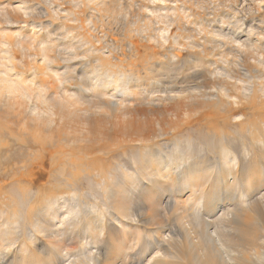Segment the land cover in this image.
I'll return each mask as SVG.
<instances>
[{
	"label": "rangeland",
	"instance_id": "374dc122",
	"mask_svg": "<svg viewBox=\"0 0 264 264\" xmlns=\"http://www.w3.org/2000/svg\"><path fill=\"white\" fill-rule=\"evenodd\" d=\"M159 1L160 0H151V2L150 0H0V7H3V5L6 7L4 13L0 12V27L6 28L3 31H0V35L12 33L14 31H20L22 32L23 36L25 33H27L26 35L28 36L30 35L33 26H36L34 30L40 31V39L38 41L43 42L32 43L29 41V43H0V69L6 70L7 66L10 67L12 71L10 72L11 76L8 75V77L15 81V85L19 83L25 90L28 89L30 95V98L24 97L22 94L23 91L21 89L14 90L13 92L4 91V94H0V127L1 129L3 128L2 130L0 129L2 132V135L0 133V140L1 138L3 139L1 142L3 146H1L2 144L0 145V165H2L0 166V207L10 208L11 206H17L18 204L20 208L22 207V210H25L27 206H29V203L37 204L43 197L54 195V197H56L55 204L57 208L61 209V211L62 208L64 210L67 205L72 204V206L75 205L74 210L78 213V215H80V212H87L90 215L98 214V217H102L100 219H104L105 217L104 222L106 221V223L110 225L109 226L105 223L109 227L108 232L111 231L113 239H116L118 244L120 243L118 245L119 247L123 245L126 247V260L128 261V258H130V263H128L129 261H126L125 264H143L142 259L147 254L145 252L142 253L144 250L146 251V248H143L144 250L142 249V251L140 245L142 246V244H144L145 247H154L153 249H155L154 243H156V238L158 237V230H156V232L153 231V229H156L155 226H157L158 222L161 221L162 224L165 223L166 225L163 224V226L166 227L165 230L172 231L171 233H176L177 229H180L181 227L183 228L181 220L184 219L183 216H185V213H183V215L180 214V212H174V210L171 209L170 204L167 205L170 208L167 206L165 207V204H167L170 199L171 200L169 203L173 201V197L177 196V188H182H180V184L174 183L173 185L171 182H169L170 180L164 181L166 180L162 179L164 176L160 177L162 180H159L158 178V183L163 181L162 185L159 184V186L155 185L152 187L150 185V187H148L149 185L145 183V181L148 180H145L146 178H141V181H143L146 186L138 179H136L137 183L131 184L133 185L132 187L131 185H128L130 186L129 191L127 189L128 197H131L132 199L136 197V199L142 201H137L139 204L136 203L135 206H137L133 208L134 215L136 216L135 219L138 218V220L135 222L136 224L134 223L137 227L134 226V228H140L138 229V231L141 230L139 231L138 235L140 236L138 238H142L141 240H138V242L140 241L139 246H137V243L135 248V245L133 246V244L130 242H132L133 239L131 238V233L137 235V229V233H134L135 231L133 229V223L132 225L127 226V228H125V226L124 229L126 230H124L121 226L119 227L123 220L121 217L117 216L119 214H117L109 206L107 192L105 191L104 193V191H102L104 190L102 186L96 182L100 178L98 166H104V168L112 167L111 170L115 169L114 171H119L120 165L121 167L123 165V168L125 167L129 172H135L133 163H131L132 156H137L146 146H151L154 151L162 148L163 150L160 151L168 152L171 149L170 141L174 139H181V141H183L182 144H184L182 146L184 147L183 150L186 155L196 157L197 161L203 160L206 157V159H209H207L206 165L208 164L216 168V166L220 164V161L215 158L216 155L214 153V147L216 140L213 132H219L221 136L220 138L224 140L227 145H229L230 149L238 157L239 169L237 174L242 177L247 175L244 178L247 181L250 177H252L251 175L254 176V173L259 176L261 175L262 179H258L260 181H256V183H260L262 181V184L260 183L262 186L261 192L264 194V146H262L260 143L252 145V141L250 140V137L247 135V133H241L240 131L245 128V125H249L250 128L256 129L259 132L264 131V0H174V3L173 0H171L172 3L168 0V2L165 4H163L164 2ZM175 3V8L177 9H174V11L176 14L178 13L180 19H177V23L175 24L172 22L174 27L170 26V29L167 32L164 29V26L166 25L164 24L166 23L165 19L163 18L161 20L160 17L156 15V17L154 15L153 17L150 12L147 11V9L151 8L149 10H152L154 9L152 8L154 6L158 7L159 10L165 5H168L171 9L172 6L174 7ZM169 7L166 10H168ZM164 10L162 9V11ZM170 14L176 15L172 12V9ZM151 16L153 18H151ZM157 17L158 19H156ZM7 18L12 21V25L8 26L6 21ZM181 23H183L184 27L181 25ZM144 24H149L150 27L147 28V26L145 27ZM141 26H143L144 29ZM187 26L190 28L189 30ZM137 28L142 30H139L138 32ZM146 28L148 33L150 29V33L146 35L153 34L156 38V36L159 35V32L160 35H162V31L163 34H168L170 36L169 41L164 43L165 48L159 47L158 44L154 42L153 36H143V33L147 32L145 31ZM183 28H187V30H184ZM218 29L223 30L226 38L225 40L229 41L234 37H236V39H238V37L241 38L239 40L248 38V40H250V45L244 48L242 51H237L236 48L231 47L230 44L220 45V43L214 41V43L202 42L207 34L210 36L212 34V30L215 31ZM226 32H228V35H226ZM191 37L196 38V44H194L195 39L192 40ZM88 38L89 40L87 41ZM145 38H147V41ZM149 38L153 39V41H148L150 40ZM137 40H140L141 42H138ZM136 41L137 43L149 42L146 46L142 47L139 54L137 55L133 54L134 52H130L132 47L128 46L129 43H135ZM87 43H93L95 46L100 48L104 47L103 49L105 50V43L111 44L113 46L110 50L113 52L119 51L121 48H128L127 51L129 54L128 57H126V60L132 59V61L136 62L137 67L139 64L145 63L142 65L143 67L139 65L142 67L138 71L139 75L137 77H132L129 80L127 84L128 92L124 91L130 95V99L127 101V103H129L127 110L130 111L132 117H134V119L132 117L129 118L132 121H135L138 128L137 130L126 128L125 122L127 118L113 115V113L111 117H104L102 114L96 113L95 115L93 114L80 119L77 117L66 118L62 115V113L58 112L56 116H52L54 121H56L54 124H51V119L48 117H35L34 119L28 118V115H30V107L33 105V103L37 102L39 105H42L44 96L47 99L54 95L59 96L65 90L76 95L74 99L77 101V105H79L78 108L82 110L87 108L90 104H96L100 102V99L96 97L94 91L91 89V81H89L83 75L84 69L81 71L82 68L79 64V62H85L89 59H94L92 57H95V53H92V49H90L89 44ZM181 44L193 46V48H189L187 51L185 49L181 51L183 60L182 73L180 72L179 74L178 70H174V72L165 68L162 61L165 59L163 56L165 51H169L170 47H173L172 51H178L177 49L182 47ZM5 51L6 53H4ZM108 52L109 51H106L105 53L107 54ZM90 55L93 56L91 57ZM43 57L49 58L51 60L52 65L50 64V67L52 69H56L58 75H55L52 72L36 75L35 68L38 71V69L45 68L46 66L45 59ZM140 60H143V62ZM93 61L95 60H92V62ZM208 64H211L212 67L216 65L219 67H226V69L228 66H230V71L229 73L222 72V74L211 76L202 71L203 67ZM67 66L70 67L67 68ZM193 70H195V74H192L191 71ZM51 74L53 76H50ZM30 80H32V82H30ZM41 81H44V84L40 85ZM79 82H81L80 86L77 85ZM251 86L257 87V91L262 92H260L261 96L259 95L260 97L255 100V103H251L252 101H250L249 98H244L240 95L242 94L241 92H243V90L244 92H249V89L252 90L253 88H251ZM164 88L175 89L181 92L182 98L172 101L158 100V98L164 94L162 91ZM50 90L55 92L51 93L49 96ZM110 92L111 90L109 93ZM124 92L118 93L123 95ZM151 94L154 96L155 100L152 102L146 101V96H151ZM203 94L206 97L203 98ZM210 95L214 98H210ZM218 96L221 100H223V103L219 102L217 99ZM235 97H239L238 100L236 99L238 104L231 103ZM226 98H228L230 102H228ZM210 99L211 101H209ZM103 100H106L105 102L110 103L111 105L114 101H117L115 98L113 99L111 97H105V99L103 98L102 101ZM211 102H215L217 105L214 108H211L209 107ZM112 109H115V106ZM17 112H19V114ZM87 122L91 123L92 125L88 124ZM25 123L28 124V128L25 126ZM97 123H101L100 131L93 127ZM5 127L9 128L8 132L5 130ZM24 127L25 130L22 129ZM26 128L28 132L26 131ZM37 128L40 132H38ZM22 130L26 131V133H20ZM9 131L13 132L15 138L10 136ZM36 134H38L39 138L41 137V143L42 140H47L48 136H53L54 138L51 140V144L53 145L49 144L51 147L48 145L49 140L46 142L47 146L46 143H39V145L35 143L31 144V142L35 140L34 136H36ZM242 135L245 138H242ZM16 137L19 139H16ZM20 138L23 139L24 143ZM7 140H9V142ZM187 140L190 141L189 147L185 144V141ZM5 142L6 144L8 142L7 145L10 148H7ZM29 144L30 146H28ZM54 145H58L61 147V149H63L65 153L61 152L62 154L71 156L69 157L70 159H76L75 161L86 167V172L89 171L86 173V176H76V178L73 179V183L68 185L65 184L64 178H66L68 175H71V173L75 171L76 165H73L69 161H64V163L59 162V156L55 158V155L52 156V154H49L48 151L50 148L53 150L55 149ZM6 154L9 155L6 157ZM43 154H46L47 157L45 155L43 157ZM67 156L65 157L68 159ZM41 158L43 159L42 164H33L34 162L41 160ZM90 158H92V160H89ZM255 162L258 165H255ZM23 163H25V165L30 168V170L35 172L29 173L30 175H27L25 171L26 169L21 165ZM96 163H98V166L94 168ZM100 163L101 165H99ZM254 165L257 166V168ZM18 166L19 168H16ZM36 170H39V172H36ZM92 172L94 173L93 175ZM232 172L230 175H228V177H226L229 181L233 180V177H236V172ZM208 175L204 173L202 176V179H205L206 176L207 179L209 177L208 181H204L205 186L203 187H206L205 190L210 186L213 187V185L216 187V184V188L219 187L217 190H222L221 192L219 191L220 193L215 192L216 195H213V197L217 196L213 199H219V204L221 205H215L218 202L211 199L213 200V203L216 202L213 204V206H219L218 208H220V206L222 207L224 205L223 209L226 207H232L234 210L235 207H233V204L236 205V209L238 208L237 205H239V208L244 206H240L242 199L241 195H237V192H240L238 188V191H236L234 188L235 192H233L235 195H233V193L231 194L233 187H227V189L220 184V180L223 178V176H221V173L217 168L212 172V174H210V176ZM259 176L257 178H259ZM210 177L213 179L211 178L212 180H210ZM254 177L256 178V176ZM255 178L252 177V180L249 179L251 180L249 183L251 184ZM254 182L255 181H253V183ZM218 183L220 185H218ZM182 186L183 185H181V187ZM22 188H29L30 190L28 196L29 199L27 200L28 203L26 200L23 201L21 197V191L19 190ZM141 188H145V190L148 191H145ZM142 190L145 193L147 192V194L148 192L149 194L150 192H154L150 201H152L154 198H157L156 201L154 199V202L158 201L163 205H160V207H164L162 211L165 215L158 210L160 209L161 211L162 207L159 208V206L154 204L157 206V213L159 212L158 217H155L157 214L155 212V206L152 205L154 202L152 201L153 203L151 204L149 201L151 205L145 203V201L148 202L149 200V198L147 199V196L150 197L152 194H148L146 196V194L142 192V195ZM134 191L139 197L134 194ZM229 191V196L233 195V197H235L237 195L238 197L240 196V198L235 197L232 200V196H230V200L232 202L229 201V199H227L229 196L227 197L228 194H226ZM77 192L78 195L76 194ZM37 193H39V195ZM104 194L106 196L105 200L103 199L105 197H103ZM68 195L69 197H67ZM141 195L143 197H141ZM169 195L171 198L166 201V198L169 197ZM218 196H224L225 198L220 197L222 199L221 200ZM223 199H227L228 201L226 200L224 202ZM106 200L108 201V204ZM140 203L143 204V206H141ZM245 203L247 204V202ZM60 204L65 205L63 206ZM107 206L111 208V210ZM150 206H152V208L154 207L153 211L151 210L152 208H150ZM217 207H214V210H216L215 208ZM167 208L173 213L171 211L168 213ZM219 211L216 210V216H218ZM162 214L165 217L162 216ZM160 215L164 217L166 221L163 220L164 218H162ZM179 215H181L182 218L179 217ZM114 216L116 217L113 218ZM148 216L150 218H154L155 223L159 219L160 221H158L156 224L152 223L153 220L149 219ZM109 217L113 218V220ZM114 219L118 221L115 222ZM119 219L121 222H119ZM148 219L149 221L151 220V224H155V226L153 225L154 228L151 224H148ZM177 220L180 221V225L179 223H177V225L175 224ZM100 221L103 222V220ZM137 221L140 223L139 225H137ZM217 221L220 222V220L216 219V222ZM218 222L216 224H219ZM116 224L119 225L116 226ZM19 225L20 226L16 228L14 227V232H16L15 234L17 235L16 237H19L16 240V245L12 248V251H22L23 248L20 246V243L23 245V237L26 238V236H31V238H33V243H30V246L32 247L29 246L28 249L24 251L25 256H23L24 258L22 261H28L26 264H28L30 260H33V255L35 253L39 254L41 259H44V256L46 258V256L48 257L50 254H53L54 251L56 252V250L52 249L49 244L47 245L43 242L44 239L47 241L50 240L51 237L49 238V236H47L49 238L47 239L46 236H44L45 238L40 237L39 234L34 236L30 232L29 228L27 229L26 226L24 228V226L21 224ZM142 225H146V227H148L146 228L144 226L145 228H143ZM130 227L134 232L130 230ZM120 228L124 232L126 231V234L123 233V231L121 232ZM182 228L181 232L184 231ZM142 229L149 234H144L145 231H142ZM140 232H142L143 236ZM145 235H147L148 238ZM181 235L183 236V233H181ZM117 236L120 237L121 240ZM143 237H146V240H144ZM73 239L75 238L71 237L70 241L68 238H66L67 241H65V239L63 240L65 243L63 244L65 249H63L62 245V249L60 247L59 251H63H58V254H62L60 257H58L60 258L61 262L56 257L58 256L56 252V255L54 254L51 256H55L56 258H54L58 260L56 261L53 258L54 263L52 264H67L73 255L74 258L77 254H80L84 250L81 247L82 242L74 240L73 242L75 243L73 244L71 242ZM148 240L149 243L150 240L153 243L151 242L149 245V243H147ZM127 242L128 244H126ZM144 242L147 243V245H145ZM75 244L78 246L75 248L77 250H71L72 247H75ZM130 246H133L135 250L132 247L134 250L132 251ZM16 247L19 248L17 249ZM148 247L147 249H149ZM32 248L33 250L35 249L34 251L36 252H33ZM51 249L53 251H51ZM153 249L151 248L146 252L150 253V251ZM93 250H96V248L94 249L93 247ZM261 250L264 253V244L262 245ZM39 251L41 253H39ZM46 251L48 252L46 253ZM26 252H29V254ZM65 252H67L68 255ZM43 253L45 254L43 255ZM140 253L144 254V256ZM69 254L71 255L69 256ZM41 255H43V257ZM12 257L13 256L10 255V257L6 258L7 261L5 260V262H8L10 259L12 260ZM61 257L63 258L61 259ZM136 258H138L140 261H138ZM122 260L123 262L125 261L123 257L118 261L122 262ZM10 262L12 263V261ZM119 262H117V264H121V262ZM249 262V264H264V258H262L260 262ZM31 263L34 264L33 262Z\"/></svg>",
	"mask_w": 264,
	"mask_h": 264
},
{
	"label": "bare ground",
	"instance_id": "6f19581e",
	"mask_svg": "<svg viewBox=\"0 0 264 264\" xmlns=\"http://www.w3.org/2000/svg\"><path fill=\"white\" fill-rule=\"evenodd\" d=\"M170 1L171 0H169V2ZM150 2H151V0H150ZM159 2H164L163 4H165L166 2H168V0L167 1L166 0H163V1L160 0ZM171 3H172V1H171ZM173 3H174V0H173ZM161 6H159V7H161ZM175 6H176V3L174 5V7L172 6V8H171L172 12L174 14H176L174 9H177V8H175ZM168 7H169L168 5L167 6L165 5L164 7L162 6L161 8L163 10L165 9L164 11H162V9H159V10H161V11H159L158 7H154V6L152 7V8H154L152 10H149L151 8L147 9V11L150 12V14L152 16L156 15V16H159L161 20L163 18L165 19L166 23H164V22L163 23L166 24L164 26L165 27L164 29L167 32L170 29L169 27L173 26V24L177 23L176 22L177 19H180V17L178 16V13L176 15H171L170 14V11H171L170 7L168 10H166ZM5 8L6 7H4V5H3V7H0V12L4 13ZM153 10H155V11H153ZM152 16H151V18L154 17V16L153 17ZM156 19H158V17ZM6 21L8 23V26L12 25V21L9 18H7ZM172 22H173V24H172ZM148 23H150V22H148ZM144 25H145V27L147 26V28L150 27L149 24H147V25L144 24ZM181 25L183 26V23H181ZM184 25L186 26L185 23H184ZM177 26L179 27L178 24H177ZM141 27L144 29L143 26H141ZM35 28H36V26H33V29L31 30V33L28 36L26 35L27 33H25L23 36L22 32H20V31L19 32L14 31V32L8 33V34H1L0 35V43H29V41L32 43L33 42L34 43H43V42L38 41L40 39L39 38L40 37V31L34 30ZM66 28H68V27H66ZM138 28H140V27H138ZM147 28L145 29V31H147ZM187 28H188V26H187ZM187 28H183V29L187 30ZM4 29H6V28L0 27V31H3ZM160 29H161V27H160ZM162 29H163V27H162ZM189 29L190 28H188V30ZM191 29H192V27H191ZM139 30L141 31L142 29H138L137 31L139 32ZM232 31H234V30H232ZM149 33H150V29H149ZM149 33L147 31L146 33L145 32L143 33L144 35L143 34H141V35L145 36L146 34H149ZM227 33L228 32H226V35H228ZM136 34H138V33H136ZM154 34H156V33H154ZM161 34L162 35H160V32H159V35H157L156 38L154 37L153 34L152 35H146V37L147 36L148 37L153 36L154 42H156L159 47L165 48L164 43L166 41L167 42L169 41L170 36L168 34H163L162 31H161ZM178 36H180V35H178ZM193 37H191V38H192V40L195 39L194 44H196V42H197L196 38H193ZM140 38H141V36H140ZM150 38H152V37H150ZM171 38H173V37H171ZM204 38L205 39L202 40L203 43H209V42L212 43L214 41V42L220 43V45L221 44H223V45L224 44H226V45L230 44V46L233 48H236L237 51H242L244 48H246L247 46L250 45V40H248V38H246L244 40H239L241 38L238 37V39H236V37H234L233 39H230L229 41L225 40L226 38H225L224 32H223V30H220V29L215 30V31L212 30V34L210 36L207 34V36ZM146 39L147 38H145V40ZM153 39H150L148 41H151V40L153 41ZM175 39H178V38H175ZM88 40H89V38L87 39V41ZM137 41L135 43L134 42L129 43V45H128L129 47H132V50H130V52H132V53L134 52L133 54H136V55L139 54V52L143 46H146L147 43H149V42H146L147 40L143 41L146 43H137ZM154 42H152V43H154ZM199 42H201V41H199ZM87 44H89L90 49H92V53L93 52L95 53V54L93 53L95 57H92L93 55H90L94 59H89V60L85 61L86 64H85V62H79V64L81 65V68H82L81 71L84 69L83 75L89 81H91V89L94 91V94L96 95V97H98L100 99V102H98L96 104H90L87 108L82 110V109L78 108L79 105H77V101H75V99H74V97L76 95L73 94L72 92L65 90L59 96L54 95L48 99L45 98V96H44L43 101H42V105H39L37 102L33 103V105L30 107V115H28V118L34 119L35 117H38V118L48 117L51 119V124H54L56 121H54L52 116H56V114L58 112L62 113V115L66 118L77 117L80 119L88 117V116L93 115V114L95 115L96 113H100L104 117H111L112 113H113V115H117L119 117L127 118V120L125 122L126 128H132V130L133 129L137 130L138 128L136 126L135 121H132L129 118V117H132V114L130 111L127 110V108H128L127 106H129V103H127V101L130 99V95H129V93L127 94L124 91L128 92L127 84L129 82V80L132 77H137L139 75L138 71H139V69H141L143 67L142 65L145 63L139 64L142 67H140L139 65L137 67L136 62L132 61V59L126 60V57H128V54H129V52L127 51L128 48H121L119 51L113 52L112 50H110L113 45L108 44V43H105L106 50L103 49L104 47H102V48L97 47L93 43H87ZM181 45H182V47L178 48L177 49L178 51H172L173 47H170L169 51H165V53L163 54L165 59H164V61H162L165 68L172 70V71L178 70L179 74H180V72L182 73V61L183 60H182L181 51L184 49L187 51L189 48H193V46H186L183 44H181ZM146 49H148V48H146ZM106 51H109V52L106 54L105 53ZM4 53H6V51ZM43 58L45 59L46 66H45V68L38 69V71L35 68L36 75L46 74L49 72H52L53 74L58 75L57 70L52 69L50 67V64L52 65L51 60L49 58H46V57H43ZM92 60H95V61L92 62ZM143 60H140V61L143 62ZM69 67L70 66H67V68H69ZM137 68H138V70H137ZM11 71H12L11 68L8 66H7L6 70L0 69V94H4V91L13 92L14 90L21 89L23 91L22 94L24 95V97L30 98L28 89L25 90L19 83H17L15 85V83H14L15 81L8 77V75L11 76V73H10ZM202 71L211 75V76H216V75L222 74V72L229 73L230 66H228V68L226 69V67H219L218 65L212 67L211 64H208V65L203 67ZM191 72H192V74H195V70H193ZM50 76H53V75L51 74ZM30 82H32V80H30ZM80 83L81 82L77 83V85L80 86ZM42 84H44V81H41L40 85H42ZM254 87L251 86V88H253L252 90L249 89V92L246 90H245L246 92H244V90H243V92H241L242 94H240L244 98H249L250 101H252L251 103H255V100L258 99V97H260L261 93H262L261 91H260L261 93L257 91L258 90V89H256L257 87H255V88ZM110 90H111V92L109 93ZM162 91L164 92V94L161 92L163 95L160 98H158V100H160V101L161 100L172 101V100H175L178 98H182L181 92H179L175 89H167V88L165 89L164 88ZM54 92L55 91L50 90L49 96L51 93H54ZM118 92H121V93L124 92V94L121 95ZM116 96H119V97H116ZM202 96H203V98L206 97V96H204V94ZM105 97L106 98L111 97L113 99L115 98L117 101H114L113 104L111 105L110 103H106L105 102L106 100L102 101V99L103 98L105 99ZM146 97L147 98H145V99L148 102H152L155 100V98L152 94H151V96H146ZM210 98H214V97L211 96ZM217 99L219 100L220 103H223V100H221L219 98V96ZM236 99L238 100L239 97H235V99L233 101H231V103H237L238 101ZM81 100H83V99H81ZM226 100L228 102H230L228 98H226ZM31 101H33V100H31ZM209 101H211V99ZM49 103H51V104H49ZM88 103H90V102H88ZM45 104H48V105H45ZM216 105L217 104L215 102H211L209 104V107L214 108ZM114 106H115V109H112V108H114ZM100 110H102V111L99 112ZM19 112H17V113L19 114ZM132 118L134 119V117H132ZM87 123L91 124L89 122H87ZM100 125H101V123H97L93 127L100 131V128H101ZM25 126L28 128V124H26ZM27 128H26V131H27ZM44 128H46V127H44ZM210 128H212V127H210ZM0 129H1V127H0ZM22 129L25 130V127ZM1 130H0V133L2 135ZM5 130H7V132H8L9 128L5 127ZM26 131L22 130V132H20V133H26ZM240 131H241V133H247V135L250 137V140L252 141V145L260 143L262 146H264V131L259 132L256 129L250 128L249 125H245V128L240 130ZM9 132H10V136H12V138H15L14 137L15 135H13V132L12 131H9ZM38 132H40L39 129H38ZM213 134H214L215 140H216V144L214 147V151H215L214 153L216 155L215 158L220 161V164L218 166H216V168L220 171L221 176H223V178L220 180V184L226 188L227 187H233V190L231 191V194L233 193V195H235L234 194V192H235L234 188L236 191L240 190V192H237V195H241V199H242L241 202L242 203H240V202L239 203H240V206L241 205H244V206H241L239 208V205H237L238 208L236 209V205L232 203L234 206L233 205H231V206L235 207V210H234V208L232 209V207H230V208L226 207L223 209L224 205L222 207L220 206V208H218L219 206L218 207L213 206V204H215L216 202H218V203H216L215 205H217V204L221 205V204H219V199H217V200L213 199V198L217 197V196L213 197V195H216L215 192L220 191V190L219 191L217 190L219 187L216 188L217 184H216V187H214V185L212 184L213 187L210 186L208 189L205 190L206 187L205 188L203 187V186H205L204 181L205 182L208 181L209 177L207 179V176H206L205 179H202V176L204 173H206V175H208V173H209L208 176H210V174H212V172L216 168L211 166V165H208V164L206 165V162L208 159V158L206 159V157L203 160L199 159L201 161L200 162V161H197L196 157H193L191 155H186L184 153V150H183L184 147L182 145H184V144H182L183 141H181V139L180 140L179 139L171 140L170 141L171 142V149L168 152L160 151V150H163L162 148L154 151L151 146H146L143 150L140 151V153L137 156H132L131 157V160H132L131 163H133L135 172H133V171L129 172L125 167L123 168V165H122V167L120 165L119 171H114L115 169L111 170L112 167L111 168H104V166L99 167L97 165L98 163H96V165L94 166V168H96V166H98V168H99L98 171H99V177L100 178H99V180L97 179L98 180V181H96L97 184L102 186V188L104 189L102 191H104V193H105V191L107 192V194H108L107 198L109 201V206L117 214H119L117 216L121 217V219L123 220L120 225L118 224L119 227L121 226L124 229L125 226H126L125 228H127V226H130L133 223V229L135 232L133 231V229L131 227H130L131 228L130 230H132V232H134V233L138 232L137 235L139 234V231H141V230L138 231V229H140L139 227H138V229L134 228V226H136L135 222H136V220H138V218L135 219L136 216L134 215V209L133 208L137 206V205L135 206L137 201H139V202H142V201L136 199V197H134V199H132L131 197L130 198L128 197L127 189H128V191L130 189L129 188L130 186H128V185H131L133 183L134 184L137 183L136 179L140 180V182L142 183L143 181H141V178L142 179L146 178L145 180H147V179L149 180V181L148 180L145 181V183H147L149 185L148 187H150V185L152 187H154L155 185L159 186V184L162 185L163 181L158 183V178L160 180L161 179L160 177L164 176V177H162L163 180L166 179L164 181L170 180L169 182H171L173 185H174V183L180 184V188L183 189V190L179 189V187L177 186L178 187L177 191H176L178 193L177 196L173 197V201L169 203V201L171 200L170 199L171 196H173L170 194L171 196L169 195V197L166 198L167 199L166 201H168L169 199L170 200L168 201V203L166 202L167 204H165V207L168 204H170V207H171V209L174 210V212H180V214L185 213V216H183V217H184V219L185 218L186 219L181 220L182 221L181 224H183V228L182 227L181 228L184 231L181 232V228L177 229L178 227L175 228V229H177L176 233H171L172 231H169V230L166 231L165 230L166 227L163 226V224H165V223L162 224L160 219L157 220L155 218L157 220V222L160 221V222H158L157 226H155V224L157 222L155 223L154 218H150L148 216L149 219L154 221V222L152 221V223H155V224H151V222H150L151 220L149 221V219H148V224H151L153 228H154V226L156 227V229L154 228L155 230L153 229V231L158 230V234H157L158 237L156 238V243H154L155 249H153L154 247H151L153 250H151L150 253H147L146 251L151 249V248H149L148 246L145 247L144 244H142V246L140 245L141 250L143 248L144 249L146 248V251L143 249L144 251L142 250L143 251L142 253L145 252L147 254L144 256V254L140 253L144 256V258L142 259L143 264H249L250 263L249 261L260 262L262 260V258H264V253L261 250L262 245L264 244V194H262V192H261L262 186L260 185V183L262 181L260 183L259 182L256 183V181H260L258 179L261 178V175L259 176L256 173H254V176H256V178L259 176V178H257V179L253 175H251L253 178H255V179H253V181H255V182L253 183V181H252L250 184L249 181L252 180L251 179L252 177L249 178L251 180L248 179V181H247L246 179H244L247 175L245 177H242L239 174H237V171L239 169V165H238L239 160H238L237 155H235L234 152L230 149L229 145H227L226 142H224V140H222L220 138L221 136H220L219 132H213ZM17 137H16V139H19ZM243 137L244 136L242 135V138ZM53 138H54L53 136H48L47 140H49V142H50V143L48 142V145L52 143L51 140ZM20 139L24 143L23 139L22 138H20ZM34 139L35 140L33 142H31V144L35 143V144L39 145V143H41V140H40L41 137L39 138L38 134H36V136H34ZM2 140L3 139L1 138L0 145L2 144L1 143ZM45 140L44 141L42 140L41 144H45L47 142V140L46 141ZM7 141L9 142V140H7ZM8 142H7V144H8ZM170 142H168V143H170ZM185 142L184 143L189 147L190 141L187 140ZM7 144L5 142V145H7ZM51 145H53V144H51ZM51 145H49V146L51 147ZM1 146H3V144ZM28 146H30V144ZM46 146H47V143H46ZM54 146H55L54 150L49 147L50 148L48 151L49 154H52V156L55 155V158L57 156H59V158H58L59 162L64 163V161H66V162L69 161L73 165H76L75 171L73 173H71V175H68L66 178H64L65 184L68 185V184L73 183V179H75L76 176H80V177L83 175L86 176V173L89 172V171L86 172V170H87L86 167H84L81 163H78L77 161H75L76 159L75 160L73 158L70 159L69 157H71V156H67V155L62 154L61 152H64V151H63V149H61L60 146H58V145H54ZM8 147L9 146L7 145V148ZM160 147H162V146H160ZM5 149H6V146H5ZM21 151H23V150H21ZM21 151H20V153H21ZM46 154H43V157H44V155L46 156ZM7 155H9V154H6V157H7ZM36 156H37V154H36ZM65 156H67L68 159ZM5 160H6V158H5ZM42 160L43 159L41 158V160L34 162L33 164L34 165H36V164L38 165V163L42 164V162H43ZM89 160H92V158H90ZM21 165L23 166V168L26 169V170L25 169H23V170L26 171L27 175L29 173L35 172L33 170H30V168H28L25 165V163H23ZM99 165H101V163ZM255 165H258V164L256 163ZM0 166H2V165H0ZM255 167L257 168V166H255ZM255 167H254V169H255ZM16 168H19V166ZM39 169H40V166H39ZM263 169H264V166H263ZM6 171H2V172H6ZM13 171H14V169H13ZM232 171H234V173L236 172L235 173L236 177L235 178L233 177V180H231L229 178L231 180V181H229V180H227L226 177H228V175H230ZM36 172H39V170H36ZM1 174H3V173H1ZM93 174L94 173L92 172V175ZM232 174H233V172H232ZM213 175H214V173H213ZM211 178L212 177H210V180L213 179V178L212 179ZM142 184H144V182ZM220 184L218 183V185H220ZM144 185L146 186V184H144ZM181 185H183V186L181 187ZM263 185H264V183H263ZM132 186L133 185H131V187ZM72 188H73V186H72ZM237 188H238V190H237ZM138 189H140V188H138ZM141 189H143V188H141ZM229 189H232V188H229ZM143 190H145V188ZM143 190L141 191V194H142V192L145 193ZM178 190H179V192H178ZM19 191H21V195H22L21 197H22L23 201L26 200V202H27V200L29 199L28 196L30 193L29 188H22ZM145 191H148V190H145ZM226 191H228V190H226ZM260 192H261V194H260ZM228 193L230 194V191L227 192L226 194H228ZM238 193H240V194H238ZM37 194L39 195V193H37ZM76 194L78 195V192ZM134 194H136L135 191H134ZM134 194H133V196H134ZM145 194L147 196L149 194V192H148V194H147V192ZM150 194H152V196H150V197L147 196V199L149 198L148 202L145 201V203L146 204L148 203L149 205H151L155 199V198L152 199L153 202L150 201L151 197H153L154 192L153 193L150 192ZM173 194H175V193H173ZM229 194L227 195V197L229 196ZM131 195H132V193H131ZM136 195L138 196V194H136ZM142 195H141V197H143ZM233 195H230V196H232V200L235 197L240 198V196L238 197L236 195L235 197H233ZM104 196H105V194L103 195V197ZM230 196H229V198H227V199H229V201H231ZM67 197H69V195ZM55 198L56 197H54V195L43 197L37 204H30L29 203V206H27V208L25 210H22L21 209L22 207L20 208L18 206V204H17V206H14V207L11 206L10 208L9 207H6V208L0 207V264H26L28 262L27 261L28 259L26 260L27 262L22 261V259L24 258L23 256H25L24 251H26V249H28V247L31 245L30 243L32 242V239H33V238H31V236L30 237L26 236V238L23 237V239H24V241H22L23 245H22V243H20L21 244L20 246L23 248V249L20 248V249H22V251L19 250V251H17L18 253L15 252L14 250L12 251V248L15 247L16 240L19 237V236L16 237L17 235L15 234L16 232H14V229L16 227L20 226L19 224L24 226V228H25V226L27 227V229L29 228L30 232L34 236L39 234L40 237H44V236H46V237L49 236V238L51 237L50 240L46 241L44 239L43 242H44V244H47V245L49 244L52 247V249L56 250L57 255H58V256H56L57 258L60 257V255H62V254H58V251L60 250L59 248L63 244H65L63 241L64 239H65V241H67L66 238H68L70 241L71 237L75 238V239L71 240V242L73 244L75 243V242H73L74 240L75 241L78 240V242L81 241L82 242L81 247L84 250L80 254H77L74 258H73V256H74L73 255L67 264H117V262H119L118 260L122 259V257H123V259H125V261L123 262V260H122V262L121 261L120 262H121V264L122 263L125 264V262L127 261L126 260V258H127L126 247L124 245L119 247L118 245L120 243L118 244V242H116V239H113V236L111 235V231L108 232L109 227L107 225H109V224H107L106 221L104 222L105 217H104V219H100V218H102L100 215H99L100 217H98V214L90 215L87 212L86 213L80 212V215H78V213L74 210L75 205L72 206V204L67 205L64 208V210L62 208V211H61V209L57 208V206L55 204ZM57 198H58V196H57ZM78 198H79V196H78ZM221 198H225V197L223 196ZM103 199L105 200L106 196ZM143 199H145V198H143ZM156 199H155V201H156ZM158 199H159V197H158ZM211 199H213L214 201L216 200V202L213 203L212 202L213 200H211ZM223 200H224V202L226 201L225 199H223ZM58 201H57V203H58ZM108 201H107V204H108ZM149 201L151 204L149 203ZM238 201H240V200H238ZM139 202L137 204H139ZM245 202H247V204ZM154 204L159 206V208H161L163 206L158 201L154 202L152 205H154ZM236 204H238V203H236ZM245 204H246V206H245ZM60 205H63V204H60ZM80 205H81V203H80ZM140 205L143 206V204H141V203H140ZM160 205H162V206L160 207ZM145 206H147V205H145ZM157 206H155V212L157 214L155 217H158L159 212H162L164 214V212L162 211V209L164 207L161 208V211H160V209H158L159 212L157 213V211H156ZM144 207H143V209H144ZM167 207L170 208L169 206H167ZM214 207L218 208V209L215 208L216 210H218V211L220 210L218 216H216L217 212H216V210H214ZM111 208H109V209L111 210ZM150 208H152V206H150ZM80 209H82V208H80ZM80 209H79V211H80ZM153 209H154V207L151 210L153 211ZM169 211H171V210L168 209V213H170ZM213 211H215L216 213ZM155 212H153V213H155ZM110 213H112V212H110ZM141 214H143V213H141ZM163 214H162V216L165 215V214L164 215ZM61 215H63V216H61ZM111 217H109V218L113 220V218H115L116 216H114L113 218H111ZM146 217H147V215H146ZM164 217H162V218H164ZM179 217H181V215H179ZM216 219L220 220V222L217 221L219 224H216L217 223ZM100 220H103V222ZM163 220H165V218ZM114 221L117 222L118 220L116 221L114 219ZM139 221H140V219H139ZM178 221L179 220H177V222L175 223L176 225H177V223H179V225H180V221L179 222ZM119 222H121L120 219H119ZM159 223H161V224H159ZM139 224L140 223L138 222L137 225H139ZM118 225L116 224V226H118ZM160 225H162V226H160ZM142 226H143V228L146 227V225H142ZM167 227H168V225H167ZM136 229H137V232H136ZM148 229H150V228H148ZM124 230H126V229H124ZM173 230H174V228H173ZM120 231L122 232L123 230L120 228ZM142 231H145V230L142 229ZM115 232H113V233H115ZM27 233H28V230H27ZM31 233H29V234H31ZM43 233H45V234H43ZM123 233L126 234V231L125 232L123 231ZM140 233L142 235V232H140ZM145 233H146V231L144 232V234ZM181 233H183L184 237L181 235ZM29 234H27V235H29ZM146 234H149V233H146ZM117 235L120 236L119 234H117ZM131 235H132V237L131 236L130 237L133 239H132V242H130V243H132L133 246L135 245L134 247L136 248V244L138 243L137 246H139V243H140V241L138 242V240L140 239L138 237L140 235L137 236L135 234L137 237L132 233H131ZM145 236H147V235H145ZM154 236H156V235H154ZM58 237H60V238H58ZM49 238L47 237V239H49ZM118 238L120 239V237H118ZM145 238L143 237L144 240H146ZM147 238H148V236H147ZM114 240H115V243H114ZM151 240H150V243L152 241H154V240H152V241ZM62 241H63V243H62ZM78 242H76V243H78ZM142 242H143V240H142ZM147 243H149V240ZM147 243H145V245H147ZM150 243H149V245H150ZM126 244H128V242ZM47 245H45V246H47ZM91 245L94 247V249L96 248V250H93V247ZM76 246H77V244H75V247H72L71 250H77V249H75ZM133 246H130L131 249ZM30 247H32V246H30ZM47 247H49V246H47ZM134 247H133V249H134ZM147 247L149 249H147ZM52 249H51V251H53ZM61 249H62V247H61ZM63 249H65L64 245H63ZM133 249H132V251L135 250V249L134 250ZM32 250H33V248H32ZM34 250H33V252H36ZM71 250H68V251H71ZM48 251H46V253ZM62 251H59V252H62ZM79 251H80V249H79ZM54 252H53V254H50V256H48V257L46 256V258H45V256L43 257V255L45 254V253H43V255H41V256L44 259H41L39 254L35 253L33 255V253H32L33 260L32 261L30 260L29 263L32 264L31 262H33L34 264H52V263H54L53 258L55 256L53 257L51 255H54V254L56 255V252L55 253ZM67 252H65V253H67ZM139 252H141V251H139ZM26 253L29 254V252H26ZM39 253H41V252L39 251ZM10 255L13 256L12 260L10 259V260H8V262H5L6 258L10 257ZM67 255H68V253H67ZM70 255L71 254H69V256ZM30 256H31V254H30ZM137 256H132V257H137ZM62 258L63 257H61V259ZM138 258H136V259H138ZM58 259L60 261V258H58ZM58 259H55V260L57 261ZM129 259L130 258H128V261H129ZM10 261H12V263ZM138 261H140V260L138 259ZM60 262H58V263H60ZM128 263H130V261ZM134 264H136V263H134Z\"/></svg>",
	"mask_w": 264,
	"mask_h": 264
}]
</instances>
